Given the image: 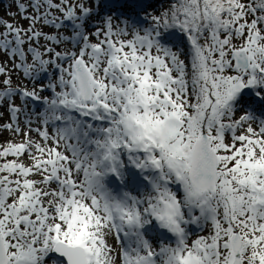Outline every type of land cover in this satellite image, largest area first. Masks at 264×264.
<instances>
[{
	"label": "snow or ice",
	"instance_id": "snow-or-ice-1",
	"mask_svg": "<svg viewBox=\"0 0 264 264\" xmlns=\"http://www.w3.org/2000/svg\"><path fill=\"white\" fill-rule=\"evenodd\" d=\"M5 2L0 264H264V0Z\"/></svg>",
	"mask_w": 264,
	"mask_h": 264
},
{
	"label": "rangeland",
	"instance_id": "rangeland-1",
	"mask_svg": "<svg viewBox=\"0 0 264 264\" xmlns=\"http://www.w3.org/2000/svg\"><path fill=\"white\" fill-rule=\"evenodd\" d=\"M5 8H6V2L3 4H0V16H3L5 19H11L10 16H8L5 12ZM13 11H15V7L13 6Z\"/></svg>",
	"mask_w": 264,
	"mask_h": 264
},
{
	"label": "trees",
	"instance_id": "trees-1",
	"mask_svg": "<svg viewBox=\"0 0 264 264\" xmlns=\"http://www.w3.org/2000/svg\"><path fill=\"white\" fill-rule=\"evenodd\" d=\"M3 3H5V0H0V4H3Z\"/></svg>",
	"mask_w": 264,
	"mask_h": 264
}]
</instances>
